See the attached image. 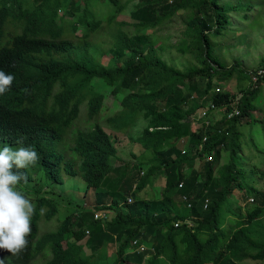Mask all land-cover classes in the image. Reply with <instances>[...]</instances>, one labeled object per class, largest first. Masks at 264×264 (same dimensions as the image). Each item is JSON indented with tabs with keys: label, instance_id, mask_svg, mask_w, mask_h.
<instances>
[{
	"label": "trees",
	"instance_id": "trees-1",
	"mask_svg": "<svg viewBox=\"0 0 264 264\" xmlns=\"http://www.w3.org/2000/svg\"><path fill=\"white\" fill-rule=\"evenodd\" d=\"M128 1L133 0H41L36 6L26 0L0 1V70L15 77L11 88L0 95V147L31 146L38 152L40 159L35 165L18 170L23 176L20 183L31 181L32 174L36 182L39 170L54 183L62 182L60 170L70 176L77 171L85 187L95 191L94 202L88 207L80 206L74 220L66 215L55 230L37 238L40 219L47 220L57 211L53 199L39 196L38 189H33L35 213L28 246L19 256L0 250V264H97L101 258L107 260L106 264H114L116 254L135 253L128 254L127 250L129 245L134 248L133 239L148 248L139 252L137 264H159L160 260L165 264L264 261V188L252 189L248 200L254 203L239 213L227 201L231 186L246 183L238 164L230 158L220 167L219 176L212 178L214 161L226 149L230 153L235 150L233 122L241 117L244 122L255 119L249 112L252 104L241 97L231 105L227 92L219 91L212 83L231 69L211 54L209 39L220 36L230 25L229 11L242 10L238 19L249 25L250 16L253 12L258 15L262 5H256L249 15L246 12L253 7L248 0L235 5L217 0H135L129 12L135 30L127 35L119 29L125 21L114 18ZM186 6L193 14L188 24L197 37L195 46L200 50L202 65L179 71L166 66L154 54L153 41L141 30L160 24L172 11ZM57 7L74 18L68 32L55 21ZM28 11L32 16L27 15ZM109 22L116 31L108 52L122 60L120 64L103 66L90 57L88 38L102 23ZM4 24L11 28L9 33L3 30ZM187 49L183 42L176 45L180 53ZM220 69L224 71L222 77L217 74ZM92 77L111 85L113 92L124 89L118 110H111L99 93L87 87ZM247 78L250 80L249 73ZM259 80L256 78L252 85ZM213 88L218 91L209 95ZM206 93L216 108L224 111L219 124L205 128L206 140L201 142L202 125L190 117L207 103L202 99ZM80 103H86L87 120L84 116L78 118L73 125L84 126L78 130L72 123ZM231 110L236 112L227 118ZM136 118H142L144 125L131 133L129 128ZM256 123L264 132V123ZM111 133H125L131 142L154 152L152 164L165 167L159 199L137 201L130 192L132 183L126 185L130 187L126 193L130 192L131 203L120 202V189L108 191L110 173L116 170L109 161L115 152ZM20 137L24 138L23 145L16 143ZM182 139L186 141L183 153L167 142ZM196 160L197 169L172 183L177 167L189 169ZM199 172L204 177L202 185L195 183ZM259 176L264 177V172ZM179 181L182 189L177 191ZM144 182L139 180L135 188ZM174 191L185 200L173 198ZM109 194L107 203L102 197ZM208 199L212 205L207 208ZM94 210L101 216L93 218ZM156 232L158 238L146 239ZM108 244L115 247L110 261V255L99 252ZM120 264L126 263L120 260Z\"/></svg>",
	"mask_w": 264,
	"mask_h": 264
},
{
	"label": "rangeland",
	"instance_id": "rangeland-1",
	"mask_svg": "<svg viewBox=\"0 0 264 264\" xmlns=\"http://www.w3.org/2000/svg\"><path fill=\"white\" fill-rule=\"evenodd\" d=\"M0 1L7 2V0ZM40 1L41 0H26V2L32 3L35 6ZM217 1L220 4L235 5L236 2L239 3L241 1L244 3L245 0ZM134 2L135 0L131 2L128 1L123 7V11L116 14L114 18L115 21H125L124 24L119 26V29L127 35L133 34L135 30L132 25L133 20L129 15ZM248 2L251 3L253 7L250 12H246L249 15L255 10L256 5H262L259 8L260 12L258 15L253 12L250 16L249 25L238 19V16L243 14L242 10L238 12L231 10L229 11L230 25L226 27L224 33L216 37L209 36L213 46L211 54L216 57L221 65L231 69L230 73L225 77H222L224 71L220 69L217 74L222 78H217L218 80L212 83L215 87L219 88V91L223 90L227 92L228 96L231 97L229 102L232 103L231 105H236V101L241 97H243V100L253 105L249 112L253 115L252 118L255 119V122H251L250 119L249 121H245V123L243 117L237 118L233 122L231 131L235 150L232 153L229 152V149L223 151L220 157L214 161L215 165L212 171V178L216 179L219 176L220 167L227 163L230 158L238 164L248 184L243 182L241 187L231 186L227 195V201L230 204V208L239 213H244L246 209L250 207V203H254L248 200L249 195L252 193V189L261 190L264 188V177L259 176V172H264V132L260 124L256 123V120L264 123V78H261L263 76L257 77L260 78V80L255 83V85L252 84L256 79H251L252 73L258 69L264 68V0H248ZM15 10L18 9L15 8ZM27 15L32 16L29 11ZM190 15L193 14L191 13V8L188 6L178 8L172 11L160 24L154 27H146L141 30V32H144V34L153 41L155 47L154 54L158 56L166 66L179 71H187L191 67H200L202 65L199 62L200 50L195 46L197 44V37L191 30V24H188ZM34 17L39 19L37 15ZM73 19V17L64 15L62 8L57 7L55 21L63 31H69V26ZM78 28H81V26H78ZM4 30L6 33H9L11 28L6 24ZM115 31L116 27L112 22L108 24L102 23L88 38L87 50L90 53V57L103 66H111L113 62L115 64H120L122 60L117 59L108 52V48L113 42ZM77 33H80V31H77ZM179 42H183L188 47L183 53L176 50V45ZM248 73L250 74V80H247ZM189 81H192V79ZM87 87L99 93L102 96V100L111 110L115 111L119 109L120 104L118 100L123 95L122 91L124 89L113 92L111 85L106 84L102 79L96 77H92L89 80ZM213 91H215V88L209 90V95ZM208 93L205 95L206 98L208 97ZM157 103L159 104V101ZM77 114V118L73 121L72 125L81 116H84L87 120L86 103H80ZM209 114L214 124L216 122L219 124L220 122L218 121L221 120L219 118L223 114V111L221 109H214ZM245 117L247 119V116ZM217 119L219 120L216 121ZM143 125L144 120L142 118H136L134 125L129 128V131L131 133H136ZM72 127L78 130L84 128V126L79 127L77 125H73ZM104 129L107 133L110 132L107 128L104 127ZM111 135L112 146L115 152L110 156L109 161L116 170H112L110 173L108 191L111 192L120 189L122 194L120 202L125 201L126 203H131L133 199L128 195L130 192L134 193V198H137V201H154L159 199L160 189L165 180L163 174L165 167L161 163H157L156 165L152 164L151 160L154 162L152 158L154 152L143 149L139 144L131 142L125 136V133H111ZM167 142L172 145L174 144L177 149L185 150V139L174 142L168 140ZM187 152H189L188 148L186 153ZM78 160L79 158L76 159V162H78ZM198 161L199 160L192 161L189 169L176 166L177 169H175L171 177L172 183L180 179V176L184 173L197 169ZM149 168L151 170L147 171ZM249 171H252V173H249ZM60 175H62V182L60 184L50 182L41 174L38 179V186L34 187V184L30 182L17 186V189L30 200H32L33 197V195H31L33 189H38L39 196L49 195L53 197L57 213L52 214L47 220L43 218L40 219L39 234L55 230L58 223L63 219L62 217L66 215H69L68 217L70 220H74L76 216L74 213L78 211L80 206L88 207L94 202L92 192L95 191L85 188V183L80 178L77 171L75 175L70 176L65 174L63 170H60ZM196 176V185H202L204 177L201 172ZM249 179L250 181L248 182ZM139 180H144L145 182L141 184L139 188H135V183ZM131 183V190L126 193L130 189V187L127 188L126 185L129 184L131 186ZM178 183H181V181ZM178 183L177 191L180 188L182 189V185L178 186ZM100 191L104 192V190ZM97 195L99 194L97 193ZM176 197L184 201L182 195L176 194L174 191L173 198L177 199ZM103 199L108 203L111 199V195L104 196ZM207 202L208 208L212 205V202L209 199ZM186 207H189L188 203ZM94 213L95 210L92 213L93 218L101 216L100 213L96 212L95 215ZM187 222L190 223L189 221ZM157 236L156 232L154 236H147L146 239L158 238ZM104 251L107 256L110 255L108 260L110 261L114 254V245H103L99 252ZM121 257H123V255H116L114 264H120ZM106 261V259L101 258L97 259L96 262L97 264H106ZM34 264L39 263L35 262ZM159 264H165V262L160 260ZM237 264H264V261L244 259Z\"/></svg>",
	"mask_w": 264,
	"mask_h": 264
},
{
	"label": "clouds",
	"instance_id": "clouds-1",
	"mask_svg": "<svg viewBox=\"0 0 264 264\" xmlns=\"http://www.w3.org/2000/svg\"><path fill=\"white\" fill-rule=\"evenodd\" d=\"M5 26L6 24H4L3 30ZM14 80V75L0 70V95L11 88ZM16 143L23 145L24 138H18ZM39 159L38 152L31 146H19L15 149L12 146L0 147V250L8 252L12 256H19L27 248L28 237L32 232V216L35 213L33 202L17 189L18 185L28 183H20L23 176L18 170L35 165ZM33 178L34 174L29 182L36 187L39 183L33 181ZM48 197L53 199L52 196L48 195ZM40 235L38 226L36 237L38 238ZM131 243L134 244V248L129 245L128 254L131 252L139 254V252L148 249L136 239H133ZM139 246H142V249H139ZM116 255L118 256V254ZM121 255H123L121 261L137 264L129 260L128 257L126 258L127 254ZM11 264H18V262Z\"/></svg>",
	"mask_w": 264,
	"mask_h": 264
},
{
	"label": "built area",
	"instance_id": "built-area-1",
	"mask_svg": "<svg viewBox=\"0 0 264 264\" xmlns=\"http://www.w3.org/2000/svg\"><path fill=\"white\" fill-rule=\"evenodd\" d=\"M264 75V68L262 69H258L257 71H255L254 73L251 74V79L255 80L257 77L259 76H263ZM218 89L215 88V92H217ZM209 96L206 98L204 95L202 96V99H206L207 103L204 104L203 106H200L195 112L194 114L191 115V119L193 121H195V123H198L200 125H202L203 128V134L201 135V142H204L206 140V134L204 133L205 128L210 127L212 124H214L213 120L211 119V115L209 114L210 112H212L214 109H218L216 108V106L208 99ZM222 111H224V108L221 109ZM235 110H231L230 112H228L226 114V117H230L232 113H235ZM210 116V117H209ZM218 121V119L216 120ZM217 132L219 131L218 129L216 130ZM199 146V145H198ZM200 149V146L198 148V150ZM181 153L184 152L183 149L180 150ZM210 157L207 156V159H209ZM180 185V183H178V186ZM183 200H185V197L182 196ZM176 222H174V225L176 226ZM139 249H142V246H139Z\"/></svg>",
	"mask_w": 264,
	"mask_h": 264
},
{
	"label": "crops",
	"instance_id": "crops-1",
	"mask_svg": "<svg viewBox=\"0 0 264 264\" xmlns=\"http://www.w3.org/2000/svg\"><path fill=\"white\" fill-rule=\"evenodd\" d=\"M221 116H222V115H221ZM219 119H221V117H220ZM219 119H218V120H219ZM41 174H43L42 170H39L37 173H35L36 178H37V181H38V179L40 178V175H41ZM43 176H44V174H43ZM38 183H39V181H38ZM58 184H60V183H58ZM102 199H103V197H102ZM126 256H127L128 258H130L132 262H136V259H138V257H139V255H138V254H135V253H132V254H130V255H126ZM141 264H144V261H142ZM146 264H148V263H146Z\"/></svg>",
	"mask_w": 264,
	"mask_h": 264
}]
</instances>
